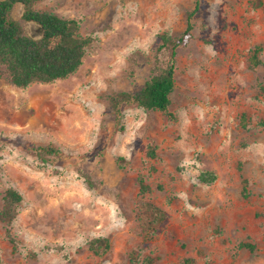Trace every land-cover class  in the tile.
Listing matches in <instances>:
<instances>
[{
	"label": "rangeland",
	"instance_id": "rangeland-1",
	"mask_svg": "<svg viewBox=\"0 0 264 264\" xmlns=\"http://www.w3.org/2000/svg\"><path fill=\"white\" fill-rule=\"evenodd\" d=\"M257 1L200 0L193 38L177 50L172 117L123 105L121 120L110 96L142 89L162 34L179 36L196 0L35 4L77 20L93 43L67 79L27 88L0 79V210L8 188L24 198L12 226L0 223V264H264ZM22 14L17 5L13 18ZM142 177L147 201L164 212L156 225H147ZM95 238L109 241L101 256L89 249Z\"/></svg>",
	"mask_w": 264,
	"mask_h": 264
},
{
	"label": "trees",
	"instance_id": "trees-1",
	"mask_svg": "<svg viewBox=\"0 0 264 264\" xmlns=\"http://www.w3.org/2000/svg\"><path fill=\"white\" fill-rule=\"evenodd\" d=\"M44 0H1L0 1V79L9 81L18 88H27L33 83L49 84L64 80L76 73L83 65L87 48L93 43L92 38L79 35V22L66 19L53 13L35 9V4ZM17 5L23 7L21 21L12 14ZM262 0L257 6L262 7ZM200 7L196 0L194 8L187 12L186 28L179 36L162 34L160 46L155 53L152 75L141 90L135 93L121 91L110 96V103L116 119L121 120L123 105H135L148 111H160L169 118L171 94L175 87L177 50L187 47L193 38L192 20ZM33 23L38 26L41 37L34 38L27 33L23 24ZM261 47H255L250 68L256 70L261 64ZM258 89L264 93V85L258 83ZM50 149H43L48 152ZM154 157V154L151 153ZM1 160V157H0ZM1 173V166H0ZM204 174L200 181L211 183L215 177ZM141 198L148 211L147 225H156L165 219L162 209L147 201L150 186L139 180ZM245 191V189H244ZM24 198L22 194L8 188L4 193V204L0 210V223L11 227L18 216ZM9 234V232H8ZM13 244L14 241L11 240ZM242 247L254 252L249 243ZM89 249L101 256L110 249L109 241L95 238L89 243Z\"/></svg>",
	"mask_w": 264,
	"mask_h": 264
}]
</instances>
